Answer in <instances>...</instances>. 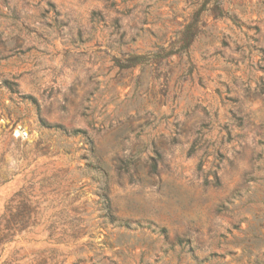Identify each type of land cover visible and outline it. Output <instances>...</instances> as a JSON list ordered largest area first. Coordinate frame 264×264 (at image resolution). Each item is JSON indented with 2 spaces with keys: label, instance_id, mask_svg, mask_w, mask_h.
Masks as SVG:
<instances>
[{
  "label": "rangeland",
  "instance_id": "1",
  "mask_svg": "<svg viewBox=\"0 0 264 264\" xmlns=\"http://www.w3.org/2000/svg\"><path fill=\"white\" fill-rule=\"evenodd\" d=\"M0 264H264V0H0Z\"/></svg>",
  "mask_w": 264,
  "mask_h": 264
},
{
  "label": "trees",
  "instance_id": "2",
  "mask_svg": "<svg viewBox=\"0 0 264 264\" xmlns=\"http://www.w3.org/2000/svg\"><path fill=\"white\" fill-rule=\"evenodd\" d=\"M189 26L190 25L186 26L187 30H189L188 29ZM192 35H193L192 32L191 33L187 32L185 34V39L187 38V41H190L191 38H192ZM141 58H142V56H140V55H130V56H128L127 59H126V61H127V65L126 66L129 67V66H133V65L137 64L140 61ZM32 102H33V100H32ZM41 123L46 125V126H49V124H47L43 119H41ZM73 132L77 133V132H84V131H82L81 129H75Z\"/></svg>",
  "mask_w": 264,
  "mask_h": 264
}]
</instances>
